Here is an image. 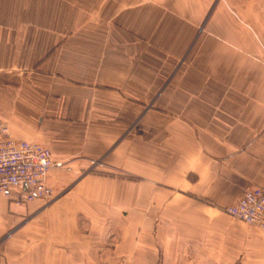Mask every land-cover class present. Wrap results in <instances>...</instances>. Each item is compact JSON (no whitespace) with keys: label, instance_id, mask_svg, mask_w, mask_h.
I'll list each match as a JSON object with an SVG mask.
<instances>
[{"label":"crops","instance_id":"1","mask_svg":"<svg viewBox=\"0 0 264 264\" xmlns=\"http://www.w3.org/2000/svg\"><path fill=\"white\" fill-rule=\"evenodd\" d=\"M0 124L74 167L0 264H264V0H0Z\"/></svg>","mask_w":264,"mask_h":264},{"label":"built area","instance_id":"2","mask_svg":"<svg viewBox=\"0 0 264 264\" xmlns=\"http://www.w3.org/2000/svg\"><path fill=\"white\" fill-rule=\"evenodd\" d=\"M72 170L68 162L55 159L50 148L11 136L6 125H0V194L25 204L51 197L48 176L52 169ZM228 213L264 228V191H249ZM2 251L0 247V260ZM136 264V263H134Z\"/></svg>","mask_w":264,"mask_h":264},{"label":"rangeland","instance_id":"3","mask_svg":"<svg viewBox=\"0 0 264 264\" xmlns=\"http://www.w3.org/2000/svg\"><path fill=\"white\" fill-rule=\"evenodd\" d=\"M88 4H86V6H87ZM88 25H89V20L87 19V16H82V21H81V26H82V28H87L88 27ZM98 38H100L101 39V41L102 42H104L103 40H104V36H102V37H98ZM0 125H4V124H0ZM7 126V125H6ZM8 127V126H7ZM9 128V127H8ZM35 142V141H34ZM37 143H39V142H37ZM51 150V149H50ZM52 151V150H51ZM53 153V152H52ZM54 155V154H53ZM62 161H64V160H62ZM65 162H68V161H65ZM68 164L71 166V164L68 162ZM104 166V164H103V161L102 160H93L92 162H91V170L90 171H97L99 168H102ZM72 167V170H70V171H68V170H64V169H62V170H64V171H67V172H72L73 170H74V167L73 166H71ZM54 169H57V168H54ZM53 170V169H52ZM50 175V174H49ZM47 182H48V186H50V188L52 189V191H53V194H52V196L51 197H47V198H38V199H35L34 201H36V200H50V199H52L53 197H54V189H53V187L50 185V183H49V176H48V179H47ZM253 190H262V191H264V188H261V187H255V188H250V189H247L246 191H245V193H244V195H243V197L237 202V203H235V204H233V205H229V206H234V205H236V204H238L244 197H245V195L249 192V191H253ZM34 201H32V202H34ZM29 203H31V202H29ZM229 206H226V207H224L223 208V211L227 214V215H229V216H231V217H233V218H235V219H238V220H240V221H243V222H245V223H247V224H250V225H254V226H257V227H260L261 229H263L264 230V228L263 227H261L260 225H256V224H252V223H249V222H247V221H245V220H243V219H241V218H237V217H235V216H233L232 214H230V213H228L227 211V209H228V207ZM1 247V246H0ZM2 251V250H1ZM2 256H3V254H2ZM1 259H2V257H1ZM1 261V260H0ZM128 264H134V263H128ZM136 264H141V263H136Z\"/></svg>","mask_w":264,"mask_h":264}]
</instances>
